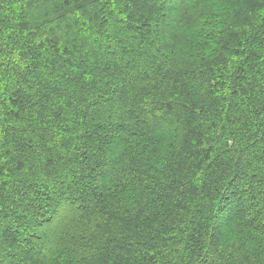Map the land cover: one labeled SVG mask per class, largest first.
Segmentation results:
<instances>
[{"label": "trees", "instance_id": "obj_1", "mask_svg": "<svg viewBox=\"0 0 264 264\" xmlns=\"http://www.w3.org/2000/svg\"><path fill=\"white\" fill-rule=\"evenodd\" d=\"M0 264H264V0H0Z\"/></svg>", "mask_w": 264, "mask_h": 264}, {"label": "snow or ice", "instance_id": "obj_2", "mask_svg": "<svg viewBox=\"0 0 264 264\" xmlns=\"http://www.w3.org/2000/svg\"><path fill=\"white\" fill-rule=\"evenodd\" d=\"M209 3H221L222 0H208Z\"/></svg>", "mask_w": 264, "mask_h": 264}]
</instances>
